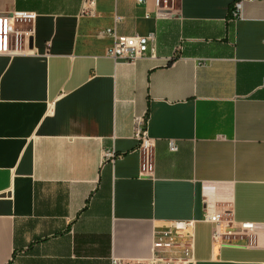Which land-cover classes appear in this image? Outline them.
I'll return each mask as SVG.
<instances>
[{"label": "crops", "instance_id": "0c3cea01", "mask_svg": "<svg viewBox=\"0 0 264 264\" xmlns=\"http://www.w3.org/2000/svg\"><path fill=\"white\" fill-rule=\"evenodd\" d=\"M83 1L0 0L36 16L32 54L0 56V264H136L172 221L193 222L192 264H264V0L237 19L233 0H177L162 20L150 1ZM114 13L150 55L105 57Z\"/></svg>", "mask_w": 264, "mask_h": 264}, {"label": "built area", "instance_id": "2783aa9c", "mask_svg": "<svg viewBox=\"0 0 264 264\" xmlns=\"http://www.w3.org/2000/svg\"><path fill=\"white\" fill-rule=\"evenodd\" d=\"M140 5L152 3L153 17L155 19H168L176 11L177 0H135ZM245 0H233L229 11L231 19H237L240 15L241 3ZM252 1V0H247ZM94 0H84L81 15L93 16ZM145 19L151 17L150 12L144 13ZM35 13L27 11H15L10 15H0V56H29L32 54L30 40L32 37L31 26L35 21ZM122 22V18L114 13L113 27L102 29L98 36L109 39L111 45L106 49L105 57L113 61L136 62L150 55L154 45L152 34L125 36L117 33L116 26ZM134 137L139 142V152L150 161L151 153L155 148V140L148 137L145 123L137 120L134 128ZM169 150H177L174 142H170ZM105 160L113 162L116 156L112 150L103 153ZM225 214L222 211L205 213L203 220L214 226L212 238L218 240L222 236L221 226L225 222ZM192 221H172L162 229L153 232L151 256L149 259L136 264H192V238L189 230ZM242 231L251 232L253 224H240ZM111 264H127L120 260L112 259Z\"/></svg>", "mask_w": 264, "mask_h": 264}, {"label": "water", "instance_id": "95a60500", "mask_svg": "<svg viewBox=\"0 0 264 264\" xmlns=\"http://www.w3.org/2000/svg\"><path fill=\"white\" fill-rule=\"evenodd\" d=\"M30 46H31V40H30Z\"/></svg>", "mask_w": 264, "mask_h": 264}, {"label": "trees", "instance_id": "16d2710c", "mask_svg": "<svg viewBox=\"0 0 264 264\" xmlns=\"http://www.w3.org/2000/svg\"><path fill=\"white\" fill-rule=\"evenodd\" d=\"M146 116H147V113H146Z\"/></svg>", "mask_w": 264, "mask_h": 264}]
</instances>
